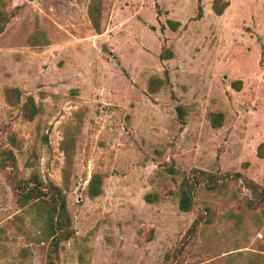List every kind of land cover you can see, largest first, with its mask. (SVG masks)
<instances>
[{"label": "rangeland", "instance_id": "rangeland-1", "mask_svg": "<svg viewBox=\"0 0 264 264\" xmlns=\"http://www.w3.org/2000/svg\"><path fill=\"white\" fill-rule=\"evenodd\" d=\"M89 2L9 0L16 13L0 34V136L20 171L63 185L61 143L75 135V235L58 264H247L240 253L264 249L263 207L247 206L246 185L264 187V0H229L219 16L213 0H110L102 34ZM36 30L49 45H29ZM153 76L167 81L157 92ZM8 87L35 97L34 121L6 101ZM211 113L222 114L220 127ZM196 170L216 176L215 188L197 186L183 212L179 185ZM95 171L106 173L105 192L91 199ZM16 199L0 170V264H46L38 215Z\"/></svg>", "mask_w": 264, "mask_h": 264}, {"label": "trees", "instance_id": "trees-1", "mask_svg": "<svg viewBox=\"0 0 264 264\" xmlns=\"http://www.w3.org/2000/svg\"><path fill=\"white\" fill-rule=\"evenodd\" d=\"M109 4L110 0H90L89 2L88 16L91 26L97 34L104 33L103 15ZM229 5V0H213L212 10L218 16L223 15ZM15 13L14 10L9 9V0H0V34L4 32ZM202 16L203 10L200 4L198 17L201 18ZM168 25L176 31L181 22L168 20ZM49 44L50 39L44 31L36 30L29 37V45L32 47H44ZM173 55L172 51L163 49L161 58L170 59ZM166 82L163 78L153 76L150 78V90L157 92ZM4 93L6 101L20 109L24 120L34 121L41 114L42 108L35 97L26 95L22 88L8 87ZM179 111L181 117H183L184 109L179 107ZM210 119L214 127L221 126L222 114L211 113ZM13 145H15V142H13ZM61 149L66 154V166L63 168V185H59L53 180H45L36 169H33L29 174H23L20 171L14 148L4 144L0 136V170L5 172L7 183L14 191L18 205L27 211L31 212L32 210L38 215L35 218V225L38 227L37 235L40 237V242L47 243L46 264H58L62 243L71 240L75 235L67 200L72 157L75 152L74 134L69 133L65 137L61 143ZM258 156L264 159V142L258 146ZM105 178L106 173L102 171L93 172L86 187V194L89 198L96 199L104 194ZM215 181H217V177L204 170L199 172L196 170L192 177H184L179 185V207L181 211L190 212L194 208L197 186L206 183L210 189H214L215 185L213 183ZM246 185L252 193V198L248 200L247 206L252 210L262 206L264 213V187L255 181H248ZM158 199V194L148 193L145 195V200L148 203H153ZM198 223L199 218L194 221L191 229H196ZM22 255L27 256L28 249L25 248ZM239 255L244 257L247 264H264V249L260 252L240 253Z\"/></svg>", "mask_w": 264, "mask_h": 264}]
</instances>
